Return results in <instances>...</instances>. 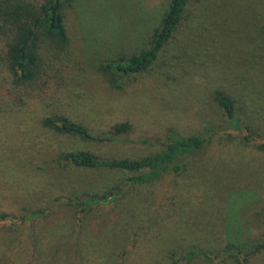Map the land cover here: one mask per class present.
I'll use <instances>...</instances> for the list:
<instances>
[{
  "label": "rangeland",
  "instance_id": "rangeland-1",
  "mask_svg": "<svg viewBox=\"0 0 264 264\" xmlns=\"http://www.w3.org/2000/svg\"><path fill=\"white\" fill-rule=\"evenodd\" d=\"M167 2L71 0L62 10L68 43L60 50L43 43L32 79L0 68V211L45 210L43 222L25 226L26 233L61 240L57 263L235 264L246 257L247 264H264V151L257 147L264 141V0H193L153 64L112 85L98 65L147 48ZM215 91L232 99L240 130L228 126ZM53 114L92 131L127 121L129 141L55 132L41 124ZM167 128L202 135L204 148L178 174L95 206L73 248L77 214L61 196L107 192L124 175L58 165L57 154L140 158L160 146L139 139L158 142ZM13 235L5 249L13 264L50 259L53 244H41L38 256L25 240L17 242L25 237L20 230ZM188 249L202 254L173 262Z\"/></svg>",
  "mask_w": 264,
  "mask_h": 264
},
{
  "label": "trees",
  "instance_id": "trees-1",
  "mask_svg": "<svg viewBox=\"0 0 264 264\" xmlns=\"http://www.w3.org/2000/svg\"><path fill=\"white\" fill-rule=\"evenodd\" d=\"M70 1L0 0V68L9 71L19 79H32L39 71L42 44L47 43L49 48L60 50L68 43L62 10ZM192 1L168 0L159 25L154 30L147 48L124 59L105 61L98 65V69L107 76L112 85L119 87L124 78L146 71L156 60L159 52L171 41L184 21L186 9ZM212 96L217 106L222 110L228 126L231 129L238 128L240 130L242 117L241 115L235 116L230 96L222 91H215ZM41 124L58 133L76 135L97 142H127L129 141L127 135L132 130L131 123L119 121L105 130L92 131L61 114L43 117ZM244 127L249 128L248 125ZM241 138L248 141L249 133H241ZM139 142L159 144L160 149L153 154L132 159L101 158L88 151H61L57 154L58 165L85 170H109L124 175L107 192H82L78 195L61 196L62 204L73 209L77 214V218L72 223L71 242L69 241L73 248L80 246L78 233L86 213L95 206L115 203L118 197L125 195L128 190L137 186L158 180L161 177L169 178L178 174L186 167L190 159L197 156L204 148L206 138L196 133H180L173 128H167L160 141L141 138ZM257 147L264 151V141L258 143ZM44 215L45 210L43 209H30L19 215L0 211V262H2L0 264H13L12 252H6L5 249L8 248L10 241L16 239L13 233L18 230L25 237L20 236L21 238L17 242L25 240L28 250L31 249L38 256L41 244L44 247L53 244L50 255L46 256V258H50L46 264H52L53 259L56 262L54 264H60V261L57 263L56 252L62 246L61 240L52 241L53 234H49L41 241L40 235L29 236V233H26L25 226L43 222ZM4 231L10 234L4 235ZM251 247H256V245ZM201 254L197 250L188 249L178 255L173 262L190 260ZM85 256L87 262L90 259V254L87 253ZM235 264H247L246 257L238 258Z\"/></svg>",
  "mask_w": 264,
  "mask_h": 264
}]
</instances>
